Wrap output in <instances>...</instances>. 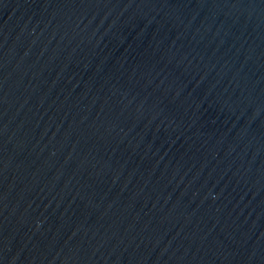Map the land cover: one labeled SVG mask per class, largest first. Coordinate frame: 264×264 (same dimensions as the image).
Returning <instances> with one entry per match:
<instances>
[{
  "label": "water",
  "instance_id": "obj_1",
  "mask_svg": "<svg viewBox=\"0 0 264 264\" xmlns=\"http://www.w3.org/2000/svg\"><path fill=\"white\" fill-rule=\"evenodd\" d=\"M0 264H264V0H0Z\"/></svg>",
  "mask_w": 264,
  "mask_h": 264
}]
</instances>
